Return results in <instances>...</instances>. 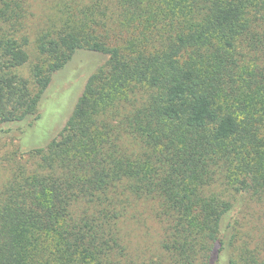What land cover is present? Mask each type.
<instances>
[{
	"label": "trees",
	"instance_id": "1",
	"mask_svg": "<svg viewBox=\"0 0 264 264\" xmlns=\"http://www.w3.org/2000/svg\"><path fill=\"white\" fill-rule=\"evenodd\" d=\"M53 9L31 40L26 1L0 0V135L17 127L24 160L0 189V264H264L239 221L264 210V0ZM77 50L106 60L47 145L22 149ZM132 201L155 206L149 262L126 253Z\"/></svg>",
	"mask_w": 264,
	"mask_h": 264
},
{
	"label": "rangeland",
	"instance_id": "2",
	"mask_svg": "<svg viewBox=\"0 0 264 264\" xmlns=\"http://www.w3.org/2000/svg\"><path fill=\"white\" fill-rule=\"evenodd\" d=\"M25 1L26 31L28 37L33 40L35 34L46 25L58 0ZM105 60L101 53L77 50L64 67L53 74L40 99L38 118L33 125L24 129L22 149L44 147L63 128L88 77ZM18 73L30 78V65L20 68ZM19 137L17 127H12L9 133L0 135V189L10 178L13 169L24 161L17 152ZM154 207L150 201H132L121 218L120 227L127 248L126 253L137 263L149 262L159 254L161 228L156 221ZM243 215V218L242 215L239 217L243 232L247 233L251 248H256L264 258V210L253 205L252 209Z\"/></svg>",
	"mask_w": 264,
	"mask_h": 264
}]
</instances>
